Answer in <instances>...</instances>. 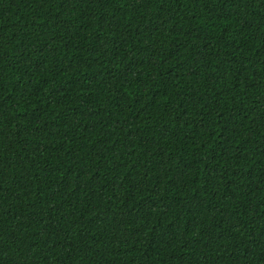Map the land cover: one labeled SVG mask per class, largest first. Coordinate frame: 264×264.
I'll return each instance as SVG.
<instances>
[{
  "label": "trees",
  "instance_id": "1",
  "mask_svg": "<svg viewBox=\"0 0 264 264\" xmlns=\"http://www.w3.org/2000/svg\"><path fill=\"white\" fill-rule=\"evenodd\" d=\"M0 264H264V0H0Z\"/></svg>",
  "mask_w": 264,
  "mask_h": 264
}]
</instances>
